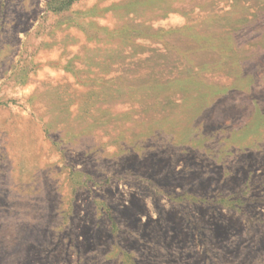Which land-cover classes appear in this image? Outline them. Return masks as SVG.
Listing matches in <instances>:
<instances>
[{
  "label": "rangeland",
  "instance_id": "1",
  "mask_svg": "<svg viewBox=\"0 0 264 264\" xmlns=\"http://www.w3.org/2000/svg\"><path fill=\"white\" fill-rule=\"evenodd\" d=\"M0 264H264V0H0Z\"/></svg>",
  "mask_w": 264,
  "mask_h": 264
}]
</instances>
